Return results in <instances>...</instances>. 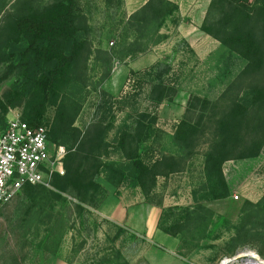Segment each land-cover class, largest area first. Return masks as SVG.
Wrapping results in <instances>:
<instances>
[{"label": "rangeland", "instance_id": "rangeland-1", "mask_svg": "<svg viewBox=\"0 0 264 264\" xmlns=\"http://www.w3.org/2000/svg\"><path fill=\"white\" fill-rule=\"evenodd\" d=\"M76 1L88 23L91 48L82 80L67 90L80 106L74 126L85 131L100 120L108 126L105 140L114 144L126 124L134 137L143 138L139 151L182 159L181 171L159 177L147 199L143 195L160 207L158 230L177 231V245L163 231L149 237L103 219L95 211L100 202L84 203L68 192L46 203L45 193L34 187L19 191L0 210V264H220L224 258L238 264L248 254L264 259V143L255 157L223 163L227 197L202 198L212 114L226 110L249 88L263 86L264 67L242 74L247 61L200 30L196 23L202 24L210 0H199L196 12L194 0H171L181 10L157 21L144 20L147 0ZM14 4L0 0V25ZM5 69L0 63V75ZM14 80L13 75L0 82V97ZM157 82L166 86V96L154 105L151 90ZM192 96L211 105L204 113L205 132L188 153L173 135L178 121H195L200 114L199 107L186 112ZM20 113L15 107L7 115ZM140 113L146 115L138 129ZM53 114L47 108L45 124ZM104 157L124 160L112 146ZM97 182L108 184L103 175Z\"/></svg>", "mask_w": 264, "mask_h": 264}, {"label": "trees", "instance_id": "trees-1", "mask_svg": "<svg viewBox=\"0 0 264 264\" xmlns=\"http://www.w3.org/2000/svg\"><path fill=\"white\" fill-rule=\"evenodd\" d=\"M15 0L6 11L0 25V63L6 64L0 82L10 76L15 80L0 97V129L5 128L6 115L11 108L21 107L19 117L31 126L44 124L47 108L54 114L49 121V139L68 146L63 160L64 174L52 177L50 188L25 185L21 190L39 187L46 203L63 199L71 192L76 199L94 206L107 195L104 180L118 188L121 185L139 187L147 199L159 177L182 170L181 158L155 154L150 149L139 151L143 138L134 137L126 124L114 144L105 140L108 126L100 120L81 131L74 126L79 113L78 102L67 90L80 82L90 54L87 20L76 0ZM178 9L171 0H147L142 6L145 19L157 21ZM217 14L218 18H213ZM259 24V25H258ZM256 25L259 35L256 36ZM200 30L211 36L247 61L242 74L254 73L264 67V0H210ZM133 72H130L132 74ZM170 89V88H168ZM166 86H152L154 105L165 98ZM211 102L192 96L186 104L190 113L198 107L195 121L183 118L174 127L178 147L191 153L196 140L205 132L204 113ZM138 115L136 128L141 126ZM212 139L208 144L203 165L205 200L225 198L229 194L222 165L225 161L252 158L259 154L264 143V85L249 88L226 110L213 112ZM155 113L150 124L155 123ZM120 150L123 161L104 157L111 147ZM105 158V159H104ZM175 236L177 231L162 229Z\"/></svg>", "mask_w": 264, "mask_h": 264}, {"label": "built area", "instance_id": "built-area-1", "mask_svg": "<svg viewBox=\"0 0 264 264\" xmlns=\"http://www.w3.org/2000/svg\"><path fill=\"white\" fill-rule=\"evenodd\" d=\"M6 116L5 128L0 129V210L25 185L50 188L53 175L64 174L67 153L64 145L49 139L48 124L31 126L19 114ZM234 259L224 258L220 264H232ZM238 264H264V259L248 254Z\"/></svg>", "mask_w": 264, "mask_h": 264}, {"label": "crops", "instance_id": "crops-1", "mask_svg": "<svg viewBox=\"0 0 264 264\" xmlns=\"http://www.w3.org/2000/svg\"><path fill=\"white\" fill-rule=\"evenodd\" d=\"M194 1L196 5L199 2V0ZM176 3L181 10V4L178 1ZM193 9L196 12L199 6L197 5ZM196 24L200 28V21ZM130 69L133 68L131 67ZM105 188L107 195L95 210L103 219L119 226H128L149 237L162 232L157 228L160 207L147 203L139 187L120 186L116 188L110 184H105ZM138 217H140L139 222H136ZM171 237L175 240V247L177 240L175 237Z\"/></svg>", "mask_w": 264, "mask_h": 264}]
</instances>
